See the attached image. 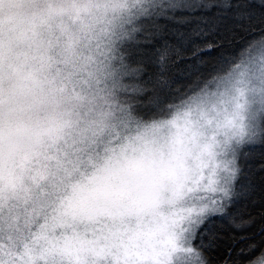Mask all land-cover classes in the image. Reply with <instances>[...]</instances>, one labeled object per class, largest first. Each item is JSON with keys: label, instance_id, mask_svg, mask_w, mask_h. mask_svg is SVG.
I'll list each match as a JSON object with an SVG mask.
<instances>
[{"label": "snow or ice", "instance_id": "1", "mask_svg": "<svg viewBox=\"0 0 264 264\" xmlns=\"http://www.w3.org/2000/svg\"><path fill=\"white\" fill-rule=\"evenodd\" d=\"M35 7L0 19V264H264V0Z\"/></svg>", "mask_w": 264, "mask_h": 264}, {"label": "rangeland", "instance_id": "2", "mask_svg": "<svg viewBox=\"0 0 264 264\" xmlns=\"http://www.w3.org/2000/svg\"><path fill=\"white\" fill-rule=\"evenodd\" d=\"M38 2L39 0H13L11 7L0 9V19L6 22L8 28L19 30L36 13L35 4Z\"/></svg>", "mask_w": 264, "mask_h": 264}]
</instances>
